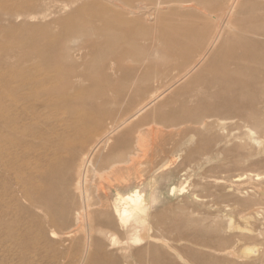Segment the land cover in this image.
Masks as SVG:
<instances>
[{
  "label": "bare ground",
  "instance_id": "6f19581e",
  "mask_svg": "<svg viewBox=\"0 0 264 264\" xmlns=\"http://www.w3.org/2000/svg\"><path fill=\"white\" fill-rule=\"evenodd\" d=\"M64 1L72 4L82 0H29L17 4L18 8L13 10L4 5L6 0H0V17L4 21L11 17L31 18L36 11ZM79 11L87 13L98 24L94 21L74 26L67 23L71 17L59 19L57 24H67V37L57 48H53L50 42L43 46L44 53L40 56L17 55L9 71L0 76V199L22 198L31 209L40 213L41 219L30 227L21 228L18 219L13 222L16 226L14 243L16 251L32 252L39 261L44 259L45 264H80L84 261V255L94 243L90 225L94 190L90 196L89 177L112 170L113 166L101 168V159L104 165L115 153L113 151L130 145L128 139L116 141L114 136L147 113L176 86L186 82L175 95L181 98L179 106L163 114L157 122L153 121V127L174 129L186 123H195L200 124L204 132H209L215 127L223 130L226 122H230L246 129L240 147L263 145L264 0H90ZM157 30L159 35L156 38L154 33ZM157 41L171 51L170 57L165 48H155ZM226 49L230 51L224 52ZM144 55L160 61V68L152 75L146 73V66L131 65L137 57ZM118 73L134 74L137 78L131 79L128 84L136 87L137 95L145 100L135 110L126 112L120 109L110 119L107 118L110 120L107 124L94 126L100 132L75 169L77 181L74 190L79 195V208H75L73 201H60L69 195L59 185L71 183L68 175L58 182L44 169L35 167L31 178H38L39 181L27 187L23 174L26 166L24 158L32 152L39 134L44 130H54L59 110L73 101L77 93L84 89L85 83L94 89L125 87L127 82L117 77ZM160 130L156 131L159 133ZM137 138L139 140V136ZM107 148L112 151L108 160V156L103 157ZM129 156L132 158V155ZM164 167L167 164L161 168ZM183 177L178 186L169 189L171 196L183 194L186 190L188 177L186 174ZM241 177L237 176L236 181H240ZM118 184L121 185L120 182ZM155 189V184L148 182L144 188L138 186L126 194L117 193L111 204L102 198L110 204L111 211L106 210L100 216L107 220L113 217L126 234L125 239L119 241L114 234L98 231L107 240L110 249L117 248L115 251L120 255L119 260H113L112 264H159L157 257L145 261L139 254L138 262L133 259L131 250L151 240L161 241L168 249L173 248L167 240L172 236L171 230L161 232L157 228L153 235L145 218L156 202ZM4 210L0 204V212ZM200 226L194 231L195 242L220 229ZM232 227L230 223L228 228ZM80 233L82 237L79 238ZM49 237H58V241H50ZM79 240L82 241L83 257L78 263L74 252L78 251L75 243ZM211 242L216 249H230L228 255L240 258H248L255 252L250 247L236 248L237 244L233 245L229 237L214 238ZM158 251L159 248L155 247L154 252Z\"/></svg>",
  "mask_w": 264,
  "mask_h": 264
},
{
  "label": "rangeland",
  "instance_id": "374dc122",
  "mask_svg": "<svg viewBox=\"0 0 264 264\" xmlns=\"http://www.w3.org/2000/svg\"><path fill=\"white\" fill-rule=\"evenodd\" d=\"M23 1L29 0H6L4 5L13 10ZM89 1L55 3L46 9L36 11L31 18L11 17L4 21L5 19L2 20L0 17V76L9 71L10 65L16 62L17 55L40 56L44 53L43 46L50 42L53 48H57L64 37H67V24H57L59 19L66 20L71 17L67 23L74 26L93 23L94 19L87 13L79 11L81 6ZM94 23L98 24L96 21ZM162 34L166 32L162 31ZM154 35L157 38L159 30ZM154 46L158 49L165 48L159 41L155 42ZM165 49L167 56L170 57L171 51ZM227 51L230 50L226 49L224 52ZM1 59L6 61L2 62ZM136 60L131 65L146 66L148 75H152L160 68V61L153 56L144 55L137 57ZM117 77L127 82V85L119 89H94L85 83L84 89L77 93L73 101L59 110L54 120L57 123L54 130L52 132L44 130L39 134L31 148L32 152L24 158L26 166L23 168V174L27 187L39 181L38 178H31L35 167L44 169L58 182L68 175L72 179L71 183L59 185L63 186L69 195L60 201L69 203L73 201L75 208H79V195L74 190L77 181L75 169L81 156L95 143L96 135L100 132L96 131L94 126L107 124L110 122L107 118L110 119L120 109L126 112L135 110L145 100L137 95L136 87L128 84L131 79L137 78L134 74L118 73ZM185 83L176 86L169 94L159 99L147 113L130 122L114 136L116 141L128 139L130 141L128 147L113 151L115 153L111 157L112 151H109V148L104 150L103 157L108 156L107 160L110 157L111 161L108 160L102 165L104 160L101 159L99 166L113 167L112 170L107 169L97 177H89L90 196L94 190L91 196L90 223L94 243L80 264H112L113 260H119L120 255L115 251L117 248L110 249L107 240H104V236L98 231L114 234L119 241L125 239V231L123 233L122 229L120 230L113 217L107 220L100 214L106 210L111 211L110 204L117 193L126 194L138 186L144 188L148 182H153L157 191L156 202L145 216L152 228L151 234L155 235L157 228L161 232L171 230L172 236L166 239L168 245L173 248H166L164 246L166 244L161 241H148L131 250L136 262L140 254L145 261L157 257L159 264H264V137L261 138L263 144L261 147L250 144L240 147V143L244 142L242 138L246 129L230 122H226L227 126L223 130L215 127L209 132H204L201 125L195 123H186L174 129L159 126L161 130L154 125V130L153 121L157 122L163 114L179 106L181 98L178 99L175 95ZM189 106L191 107L190 104ZM164 164H167V167H164L166 169L161 168ZM121 170L124 171L119 172ZM184 174L188 177L186 190L183 194L176 193L171 196L169 189L178 186ZM257 174L258 177L255 176ZM237 176H242L240 181H236ZM99 190L105 191L102 193ZM97 197L99 200L105 198L104 200L110 204L103 199L100 203ZM0 200L5 209V212H0V264H45L44 259L39 261L32 252L16 251L14 243L16 226L13 222L18 219L22 224L21 228L30 227L33 222L41 219L40 213L31 209L22 198L18 200L13 197L9 200L2 197ZM230 223L233 227L229 229ZM198 226L220 229L206 234L201 241L195 242L193 235ZM35 234L36 232L30 236ZM240 236L242 238L237 242ZM78 237H82V234H78ZM221 237L231 238L232 244H237L238 249L250 247L255 252L248 258L228 255L230 249H216V245L211 242L214 238ZM180 238L185 240L180 242ZM49 240L56 242L58 237H49ZM75 247L78 251L75 250L74 253L79 263L83 257L82 241L76 242ZM155 247L159 248L158 252H154Z\"/></svg>",
  "mask_w": 264,
  "mask_h": 264
}]
</instances>
